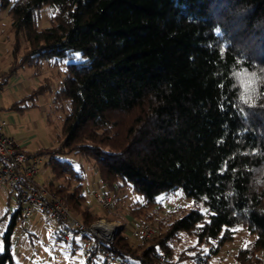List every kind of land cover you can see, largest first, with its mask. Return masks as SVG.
Instances as JSON below:
<instances>
[{
    "label": "trees",
    "instance_id": "trees-1",
    "mask_svg": "<svg viewBox=\"0 0 264 264\" xmlns=\"http://www.w3.org/2000/svg\"><path fill=\"white\" fill-rule=\"evenodd\" d=\"M8 3L0 0V9ZM44 5L53 14L38 27ZM8 13L14 57L0 86L41 59L66 61L55 91L69 104L61 136L35 153L48 156L47 187L84 223L97 217L82 206L83 177L60 157L65 150L91 159L114 189L130 186L139 196L129 208L134 217L175 191L194 204L158 242L115 235L106 246L112 254L128 264H165L167 238L184 231L197 241L186 249L200 246L172 263L206 264L243 226L253 238L236 249L233 264H264V0H15ZM241 71L253 75L252 90L239 84ZM49 86L40 82L26 98ZM118 115L130 119L124 125ZM68 174L78 181L73 188L54 182ZM20 218L16 200L0 264H18L11 236ZM96 262L97 250L82 264Z\"/></svg>",
    "mask_w": 264,
    "mask_h": 264
},
{
    "label": "rangeland",
    "instance_id": "rangeland-1",
    "mask_svg": "<svg viewBox=\"0 0 264 264\" xmlns=\"http://www.w3.org/2000/svg\"><path fill=\"white\" fill-rule=\"evenodd\" d=\"M14 1L9 0L8 5L0 9V70L7 69L14 57L12 47L14 37L13 33L9 31L10 17L8 13ZM52 14L53 9L48 5H44L36 12V25L38 27L47 26ZM65 66L66 61L55 62L54 60L41 59L35 66H24L18 70L20 77L22 79L27 77L28 82H33L34 79H37V85L40 82L46 81L50 84L45 92L37 95L32 100L28 99L23 102V104L26 103L29 106L28 109L17 110L13 113L14 117L21 121L17 129H19L18 131L21 135L23 134L27 138L28 149L31 151L58 144L63 119L69 111L68 101L58 102L55 93L64 75ZM36 71L38 72L37 74ZM237 80L242 87L252 90L253 75L241 71L238 73ZM35 87L36 81L33 88ZM117 118L119 122L125 125L130 116L118 115ZM64 151H62L60 157L70 161L75 171L74 175L80 174L83 177L81 181L82 206L84 208L87 207V209L89 208L91 213L97 215L88 224L107 218V221L117 229L115 235L123 232L133 243L142 242L139 233L142 228L147 227L146 225L154 228L148 239L160 241L165 236L170 221L194 205L189 198H185L182 193L175 191L162 195L158 200V204L140 209L139 213H135L138 217H134L129 213V208L133 207V201L138 199L139 196L130 186L116 187L114 189L111 184H107L99 178L96 167L91 159L83 156L81 153H65ZM41 158L42 161L36 173V182L53 192L47 187L54 177L51 172V166L47 163L48 156L43 154ZM54 182L68 184V188H73L78 183L76 178L70 177L69 174L62 179H54ZM5 189V186L0 184V249L2 247V233L12 211L16 207L15 198L7 195ZM104 189L107 190L111 197L109 211L101 205ZM115 197L119 199H115ZM70 210L73 216L81 220L72 209ZM41 216L36 213L24 219L20 218L17 221L11 236V251L14 261L18 264H81V246H73L70 242H65L56 237L52 232L55 223ZM252 238L253 236L243 226L238 227L234 241L221 245L220 249L215 254H212V257H208L210 258L208 262L210 264H233V255L236 249L244 247ZM166 242L165 247L167 246L169 249L168 252L167 250L166 252L163 250V253L168 256L167 259L164 258L165 264H195V261L190 258L172 263L178 257L180 251L187 250L191 254L195 250H198L200 246L198 244L196 245V249H186L188 246H194L197 243L193 233L179 231L172 237L167 238ZM218 253L222 257L215 256ZM208 262L206 261V263ZM96 264H99V262H96Z\"/></svg>",
    "mask_w": 264,
    "mask_h": 264
},
{
    "label": "built area",
    "instance_id": "built-area-1",
    "mask_svg": "<svg viewBox=\"0 0 264 264\" xmlns=\"http://www.w3.org/2000/svg\"><path fill=\"white\" fill-rule=\"evenodd\" d=\"M7 125L8 120L0 117V184L5 186L7 195L15 198V201L18 200L21 218L37 213L44 219L53 221L55 226L52 232L56 237L81 246V263L97 250L101 258L99 264H128L123 257L112 254L106 247H113L117 230L107 218L88 225L83 223L71 214V208L62 198L36 182L41 156L21 150L14 138L7 133ZM101 202L109 211L111 197L105 189ZM146 226L139 233L142 241L147 240L154 229ZM100 244H104L105 247L99 248Z\"/></svg>",
    "mask_w": 264,
    "mask_h": 264
},
{
    "label": "crops",
    "instance_id": "crops-1",
    "mask_svg": "<svg viewBox=\"0 0 264 264\" xmlns=\"http://www.w3.org/2000/svg\"><path fill=\"white\" fill-rule=\"evenodd\" d=\"M5 70L6 69L0 70V78L2 77ZM26 78L22 79L19 73H17L16 75L11 76L6 83L0 86V117H3L8 120L6 131L9 135H11L14 138V140L16 141L17 145L21 148V150L34 155L38 149L35 151H31L28 149L27 138L24 137L23 134L21 135V133L18 131L19 129H17V126L20 124L21 121L16 119V117H14L13 115L14 111L26 110L29 108V106L26 103L24 104L20 103L19 108L12 107V105L15 103H18L22 100L25 101L28 100V98L26 97L33 90L35 81L37 86V79L36 80L34 79L33 82L32 81L28 82L29 80ZM219 254L220 253H218L215 256H219ZM259 255L264 263V258H263L264 249H262L259 252ZM210 257H212V255ZM219 257H222V255H220ZM208 261H210V258L207 259V262ZM206 264H210V262Z\"/></svg>",
    "mask_w": 264,
    "mask_h": 264
}]
</instances>
